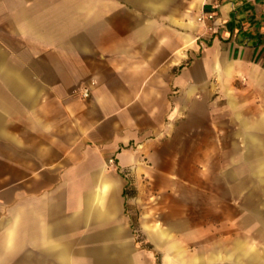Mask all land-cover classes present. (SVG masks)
Segmentation results:
<instances>
[{"label":"crops","instance_id":"0c3cea01","mask_svg":"<svg viewBox=\"0 0 264 264\" xmlns=\"http://www.w3.org/2000/svg\"><path fill=\"white\" fill-rule=\"evenodd\" d=\"M221 189L264 197V0H0V264H184Z\"/></svg>","mask_w":264,"mask_h":264},{"label":"rangeland","instance_id":"374dc122","mask_svg":"<svg viewBox=\"0 0 264 264\" xmlns=\"http://www.w3.org/2000/svg\"><path fill=\"white\" fill-rule=\"evenodd\" d=\"M237 192V191H236ZM261 191L253 190L248 195L234 197L232 191L219 190V223L206 221L216 215L210 207L203 204L189 203L187 206L188 222L181 223L188 230L187 239L175 237L181 247V254L172 253L171 258L181 256L185 263L199 261L201 257L207 259L216 249L224 250L227 246L238 240L246 243L248 248H264V231L258 221H255L249 213L252 205L264 208V197ZM195 197L201 199V195ZM234 197V198H233ZM193 258V259H192Z\"/></svg>","mask_w":264,"mask_h":264},{"label":"built area","instance_id":"2783aa9c","mask_svg":"<svg viewBox=\"0 0 264 264\" xmlns=\"http://www.w3.org/2000/svg\"><path fill=\"white\" fill-rule=\"evenodd\" d=\"M207 17H208L209 19H212V18H213V14H212V13H211V14H208ZM81 96H82L83 98H86V97L89 96V90H88V88H84V89L82 90V92H81ZM108 164H109L110 166H114V161H113L112 159H109V160H108Z\"/></svg>","mask_w":264,"mask_h":264}]
</instances>
